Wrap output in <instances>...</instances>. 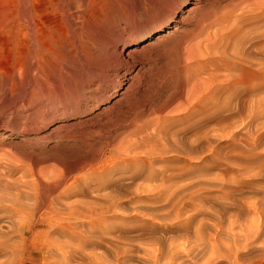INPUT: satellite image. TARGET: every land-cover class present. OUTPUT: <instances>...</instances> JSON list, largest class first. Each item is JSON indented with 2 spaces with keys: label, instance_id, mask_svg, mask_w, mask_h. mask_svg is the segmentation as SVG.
Instances as JSON below:
<instances>
[{
  "label": "rangeland",
  "instance_id": "rangeland-1",
  "mask_svg": "<svg viewBox=\"0 0 264 264\" xmlns=\"http://www.w3.org/2000/svg\"><path fill=\"white\" fill-rule=\"evenodd\" d=\"M29 11L61 52L35 97ZM259 59L264 0H0V174L11 168L0 177L32 178L46 195L48 179L74 185L70 201L90 218L75 244L106 262L114 235L123 264H148L145 249L175 243L183 256L181 238L200 226L258 231L240 262L264 264ZM201 254L197 264H229Z\"/></svg>",
  "mask_w": 264,
  "mask_h": 264
},
{
  "label": "bare ground",
  "instance_id": "bare-ground-1",
  "mask_svg": "<svg viewBox=\"0 0 264 264\" xmlns=\"http://www.w3.org/2000/svg\"><path fill=\"white\" fill-rule=\"evenodd\" d=\"M32 6L30 4L29 10H31ZM27 20L29 46L26 72L28 71L29 77L31 78V80L29 79L27 87L30 90V96L35 97L37 95V92H43L41 81L44 78L43 71L45 60H47L48 58L59 59L61 56V52L60 48L57 47V43L59 41L56 43V41L45 38L46 36H43L39 33V26L36 24V22L34 23V18L30 11ZM160 30L152 32L154 34L160 32ZM152 32L150 31V33L148 32V34L151 35ZM80 55L81 54L79 49H76L74 51V56L76 58H79ZM260 66L263 70L264 59L260 60ZM24 80H22V83H24L25 85L27 82H23ZM41 95L44 94L41 93ZM9 169L11 168H8L7 170L9 171ZM2 174H0V176ZM4 174L3 176H5ZM11 175L13 174L10 173V178ZM4 178L0 177V256L4 257V260L0 259L2 260L0 261V264H71L72 262H74L75 264H123L122 261L125 256V249L120 243L122 241L121 236L114 237L115 235H112V239H114L117 243L116 245H114L115 255L113 261L106 262V260L103 259L107 258L104 253H99L100 256L97 253V256L95 254L96 252L93 253L94 251H90V249H88L89 247L84 248L85 246L83 245L84 247H81V245L80 249L78 248V246H76V244H78H75V242L77 239L76 232L78 231L77 228L79 227V222L80 224L84 225L85 223L90 222V218L84 214V211L79 210V212L77 210V207L79 206L77 204L79 202L70 201L71 197H73L75 193L73 187L74 185L66 186L63 180H58L55 178L52 180L48 179V188H50L52 191H49L46 195L45 193L39 192L38 190L37 192L35 191L37 187V181H29L32 178L29 179L25 177L29 180H24V183L23 179L25 178H22V182L17 181L18 179L13 180L14 178L12 180ZM33 186L35 187L33 188ZM41 189L43 190L42 187H40V190ZM86 202L83 201L81 205L82 207L84 206V208H86L85 210H89L91 207L89 204L91 203H88L89 201L87 203ZM262 204L260 206L263 207L264 204ZM260 206H256V211L260 210L258 211L259 214L264 217V207H261L260 209ZM103 211H105L104 208ZM152 216H154V218L156 217L155 215ZM91 225L94 226L93 224ZM79 228L81 229V227ZM198 228L199 229H196L193 234H185L181 238L187 241V245H185V243H182V249L184 252L183 256L181 254L182 252H180V245L172 243L167 249H145L144 260L148 264H185L187 262V259L188 261L193 262L196 259L201 258L198 256L204 251V254L201 255L210 253V258L217 257L218 259L219 257H224L227 259L229 264H242L240 262V254L252 249L251 247L255 245L254 243L257 241L260 234L258 231L252 232V230L250 229L234 231L233 228L229 235H224L221 234V232L218 231L215 227L216 232L214 231V234H206L208 236L207 237L204 234L205 230L202 234L201 231L199 232L200 226H198ZM81 230H83V228ZM89 230L91 231L90 228ZM84 231L86 232V229ZM82 233H80V235ZM89 235L88 238L90 237ZM107 235L110 236L111 234H109L108 232ZM90 239L88 240L90 241ZM79 240H81L82 242V239ZM261 255L264 256V251ZM101 256L103 258H100ZM93 259L97 262H93ZM101 259H103L105 262H103ZM197 263L198 261L194 262V264Z\"/></svg>",
  "mask_w": 264,
  "mask_h": 264
}]
</instances>
